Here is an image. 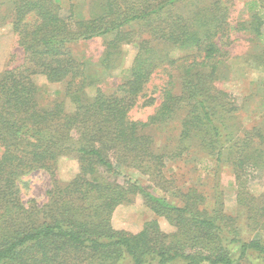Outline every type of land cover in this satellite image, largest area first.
Returning <instances> with one entry per match:
<instances>
[{
	"label": "trees",
	"instance_id": "obj_1",
	"mask_svg": "<svg viewBox=\"0 0 264 264\" xmlns=\"http://www.w3.org/2000/svg\"><path fill=\"white\" fill-rule=\"evenodd\" d=\"M257 2L264 4L251 5ZM226 3L232 1L84 0L69 10L57 0L0 4V26H12L25 54L23 65L0 76V264H264V234L243 236L237 218L224 211L219 184L228 165L242 211L263 231L264 198L250 196L249 185L264 173V115L259 125L238 128L231 95L212 86L232 38L264 43V20L252 11L241 21ZM134 24L147 37L137 42L125 81L107 93L101 85L119 67L121 46L135 42V31L127 30ZM98 38H106L100 69L72 49ZM172 51L187 53L173 59ZM162 68L183 70V90L175 91L172 73L153 113L134 120L132 109ZM36 75L64 83L74 111L62 100L42 106ZM176 121L174 146L158 149L146 130ZM195 144L215 158L212 195L192 188L169 200L120 171L125 165L150 173L166 190L169 160ZM72 155L79 173L64 185L57 162ZM41 170L53 181L47 202L26 205L20 179ZM137 195L176 232L165 233L156 220L138 233L115 229L114 211Z\"/></svg>",
	"mask_w": 264,
	"mask_h": 264
},
{
	"label": "rangeland",
	"instance_id": "obj_2",
	"mask_svg": "<svg viewBox=\"0 0 264 264\" xmlns=\"http://www.w3.org/2000/svg\"><path fill=\"white\" fill-rule=\"evenodd\" d=\"M8 0H0V4ZM84 0H57L63 10H69L73 4L81 3ZM236 3H226L229 14L241 21L251 18L252 11H257L264 20V4L261 6L251 5L254 0H231ZM248 4L244 8L243 5ZM3 5V4H2ZM264 29V26H263ZM127 30L135 31V42L123 44L119 57V67L112 71V76L106 78L102 87L107 93H112L118 85L125 81L128 70L133 64L137 52V42L146 38L147 35L142 29V25L134 24L128 26ZM233 42L228 45V58L219 65L217 76L212 86L215 90H222L231 95V103L237 109L232 114L231 122L238 128L247 130L259 125L264 115V43L260 39L247 41L244 39L232 38ZM106 38H98L92 41H82L72 46L73 52L82 59H94L93 68L100 69L98 60L105 52ZM225 42V40H224ZM187 53V52H186ZM184 52L172 51L171 58L178 59L186 55ZM194 53V52H193ZM25 54L18 44V37L13 32L11 25L0 26V76L7 69L15 68L24 64ZM207 68L202 69L203 75ZM174 73V89L177 93L183 90V70L173 69L169 72L159 69L148 82L145 97L139 99L137 106L131 111L134 120H146L153 113L156 104L159 102L160 89L167 84L170 75ZM202 74V73H201ZM35 81L39 86V103L42 106H49L54 101L62 100L68 112L74 111V105L69 98L65 97L64 83H48L45 77L35 76ZM93 89L88 91L91 97ZM151 104L143 106L146 102ZM153 101V102H152ZM177 125V126H176ZM180 122L175 125L156 126L146 130V133L153 136L155 145L158 149L165 146L173 147L175 137L179 133ZM196 147L188 152H182L178 157L173 155L168 162L165 177L170 182L166 185V190L155 185L154 178L150 173H142L133 166L122 165L120 171L129 175L131 178L149 187L151 192L157 196L167 199H175V191L187 192L189 189L198 190L212 195L214 193V174L215 158L209 155V151L199 150ZM80 164L76 156H62L57 162L56 178L61 184H69L79 173ZM249 185L250 196L258 200L264 198V173ZM19 183L20 195L26 205H44L47 202L48 191L52 188V179L43 170L33 171L21 177ZM123 182V177L119 178ZM167 183V182H166ZM236 178L231 168L225 165L220 176V189L223 195L224 211L227 215L237 218V224L243 228V236L254 238L264 234V230L259 232L253 225L252 220L248 219L238 203ZM33 201V202H32ZM158 221L161 229L172 234L176 232L173 226L165 217L156 215L144 202L140 195L134 197L130 204L120 205L111 217V224L117 230H124L129 233L140 232L146 223Z\"/></svg>",
	"mask_w": 264,
	"mask_h": 264
}]
</instances>
